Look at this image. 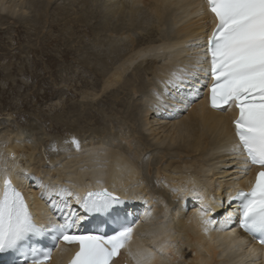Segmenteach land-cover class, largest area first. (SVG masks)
<instances>
[{
  "label": "bare ground",
  "instance_id": "1",
  "mask_svg": "<svg viewBox=\"0 0 264 264\" xmlns=\"http://www.w3.org/2000/svg\"><path fill=\"white\" fill-rule=\"evenodd\" d=\"M68 1L76 8L71 13L65 0H0L1 28L12 21V26L25 30L49 28L50 32L54 24L63 22L60 32H65L66 46L62 60L71 57L73 49L68 46L78 45L74 64L82 76L72 65L60 71L58 66L56 88L42 98L54 97L59 103L65 93L63 72L80 78L94 76L91 84L80 81L85 108L80 113L82 103L68 107L66 122H58L61 136L42 143L36 125H8L0 133V185L7 175L43 226L55 222L48 213L53 201L58 209L68 212L72 208L82 218L76 197L90 190L107 188L121 198L137 201L139 204L131 205L141 211L142 220L131 248L164 245L165 259L158 251L142 250L127 264H137L141 256L149 254L150 264H235L228 260L231 252L221 255L222 249L210 242L224 231L219 229L223 222L218 225L214 220L215 227L208 226L205 232L199 214L206 209L208 218L215 219L212 213L224 212L221 193L231 183L239 159L231 152L236 145L233 116L211 111L203 98L190 102L193 93L187 91L197 90L203 83L202 56L194 53L199 49L195 39L212 21L203 0ZM75 28H80L82 36ZM189 39L195 41L191 44ZM8 58L0 54V60ZM199 58L196 67L188 65ZM46 63L49 73H54L50 58ZM32 66L37 68L38 62L33 61ZM17 70L28 73L27 67L13 65L3 72L10 76ZM174 72L187 78L180 86L169 88L166 81ZM85 120L84 127L78 128ZM65 139L71 142L66 145ZM42 147L47 150L41 151ZM53 187L67 189L72 195L62 193L48 203ZM184 199L191 201L188 208L181 206ZM235 227L230 226L231 232L242 236ZM247 241L251 243V239ZM255 248L251 245V250ZM68 257L69 252L57 251L50 264L66 262Z\"/></svg>",
  "mask_w": 264,
  "mask_h": 264
},
{
  "label": "snow or ice",
  "instance_id": "2",
  "mask_svg": "<svg viewBox=\"0 0 264 264\" xmlns=\"http://www.w3.org/2000/svg\"><path fill=\"white\" fill-rule=\"evenodd\" d=\"M208 12L214 17V27L207 38L206 56L210 58V106L214 109L235 105L238 116L233 121L238 144L232 151L245 155L246 162L264 169V0H206ZM191 75V74H188ZM187 76L173 73L167 84L180 86ZM57 195L67 189L57 188ZM88 212H102L122 203L120 197L104 190L89 191L76 197ZM231 200H239V227L258 234L264 245V170L256 174L248 192L239 191ZM52 207H57L55 201ZM65 207H68L65 205ZM206 209L199 214L205 225L214 221ZM76 214L69 209L63 223H51L48 231L54 239L78 245L70 264H110L113 257L125 248L133 235V228L121 225L114 235L80 234L73 231ZM231 218H229L230 220ZM45 229L34 221L23 195L7 175L0 185V254L15 250L30 235L40 237ZM31 264H46L50 249L32 247ZM21 254L29 257L23 250ZM151 254L141 256L137 264H150Z\"/></svg>",
  "mask_w": 264,
  "mask_h": 264
},
{
  "label": "rangeland",
  "instance_id": "3",
  "mask_svg": "<svg viewBox=\"0 0 264 264\" xmlns=\"http://www.w3.org/2000/svg\"><path fill=\"white\" fill-rule=\"evenodd\" d=\"M64 3L66 8L70 9V13L76 9L75 7L70 6L68 0H65ZM9 25L4 26L3 28L0 27V54L9 55L8 59L0 60V133L6 131V127L8 125L13 128H31V126L36 125L38 127V134H40L38 137L41 139L42 143H45L53 136L57 137L62 135L61 129L58 128V126H60L58 122H66L68 116L66 118L65 115L70 105L73 104L80 106L82 103L80 113L83 112L82 109L85 107L83 106L84 101L80 96V81L86 80L91 84L94 80V76L83 74L84 77L80 78L82 76V74H80L81 69L74 64V58L78 56V53H76L78 45H70L71 47L68 46V48L75 51L71 50L73 54L71 52V57H69L67 61L62 60L61 55L66 46V44H63V39L64 37L66 38L64 34L65 32L62 31L63 34L60 32L64 27L63 22H61V24L59 23V25L54 24V28L50 32L49 28L44 29V31L42 30L43 32H39L37 30L39 34L36 30H34V28H32V30L27 27L25 30V28L20 25L12 26V21H9ZM75 29L80 34V28ZM135 33L136 31H134L133 35L136 38ZM55 39L56 43H51ZM51 56H53V58ZM49 58L51 63L55 60L52 63V71L54 72L52 73L53 75L49 73L47 69L48 64L46 63V59ZM33 61H36V64L38 62L37 68L32 66ZM9 65H13L16 69L20 67H27L28 73L20 74L17 70L16 72L14 71V73L11 71L10 76H7V70V73L3 72V70ZM65 65H72V69H77L76 72L81 76H78V74L70 75L66 72L61 73V87L65 93H63V97H60L61 99L59 103H56L57 99L54 97L42 98L41 96L48 93V91L51 93L54 92V89L56 88L55 78L58 80V72L60 71V68L63 69L66 67ZM57 67L59 71H57ZM88 105H90V102ZM90 113L95 114L96 112L91 110ZM57 116L60 118L58 119ZM86 121L87 120L82 122L83 124L81 123L78 128H80V126L84 127V123ZM63 141H68V139ZM69 142L71 141L64 143L68 145ZM49 149H51V147ZM45 150H47V147H42L41 151L44 152Z\"/></svg>",
  "mask_w": 264,
  "mask_h": 264
},
{
  "label": "water",
  "instance_id": "4",
  "mask_svg": "<svg viewBox=\"0 0 264 264\" xmlns=\"http://www.w3.org/2000/svg\"><path fill=\"white\" fill-rule=\"evenodd\" d=\"M10 157H11V155H10Z\"/></svg>",
  "mask_w": 264,
  "mask_h": 264
}]
</instances>
